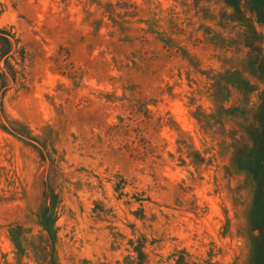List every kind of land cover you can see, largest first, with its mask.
Listing matches in <instances>:
<instances>
[{
    "label": "rangeland",
    "instance_id": "obj_1",
    "mask_svg": "<svg viewBox=\"0 0 264 264\" xmlns=\"http://www.w3.org/2000/svg\"><path fill=\"white\" fill-rule=\"evenodd\" d=\"M263 103L264 0H0V264H264Z\"/></svg>",
    "mask_w": 264,
    "mask_h": 264
},
{
    "label": "trees",
    "instance_id": "obj_2",
    "mask_svg": "<svg viewBox=\"0 0 264 264\" xmlns=\"http://www.w3.org/2000/svg\"><path fill=\"white\" fill-rule=\"evenodd\" d=\"M8 45L9 41L6 40ZM258 123L260 124L256 140L258 144L251 151L240 150L237 155V162L241 168L249 170L259 185H264V103L261 106ZM252 222L255 227L263 229L264 239V194L258 198V204L252 214Z\"/></svg>",
    "mask_w": 264,
    "mask_h": 264
}]
</instances>
